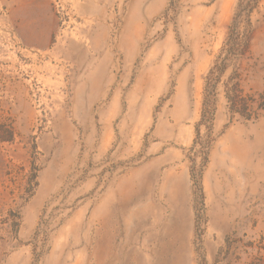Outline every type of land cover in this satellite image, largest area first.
I'll return each mask as SVG.
<instances>
[{
    "label": "rangeland",
    "instance_id": "rangeland-1",
    "mask_svg": "<svg viewBox=\"0 0 264 264\" xmlns=\"http://www.w3.org/2000/svg\"><path fill=\"white\" fill-rule=\"evenodd\" d=\"M238 3L0 0V264H264V114L201 124Z\"/></svg>",
    "mask_w": 264,
    "mask_h": 264
},
{
    "label": "trees",
    "instance_id": "trees-1",
    "mask_svg": "<svg viewBox=\"0 0 264 264\" xmlns=\"http://www.w3.org/2000/svg\"><path fill=\"white\" fill-rule=\"evenodd\" d=\"M260 0H239L226 40L223 43L212 67L206 76L201 124L212 131L214 116L217 111V97L221 87L227 101V108L233 118L238 115L245 121H256L264 114V94L247 91L241 64L250 58L253 36L252 14ZM230 121V123H231ZM198 137L195 140L197 143ZM7 138L0 136V140ZM214 139L209 136L203 145L206 159ZM193 179L195 174L193 172ZM199 184V180H196Z\"/></svg>",
    "mask_w": 264,
    "mask_h": 264
}]
</instances>
